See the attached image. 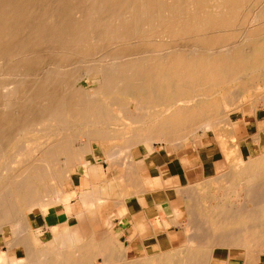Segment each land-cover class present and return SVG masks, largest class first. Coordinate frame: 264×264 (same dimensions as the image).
I'll use <instances>...</instances> for the list:
<instances>
[{"label": "bare ground", "instance_id": "obj_1", "mask_svg": "<svg viewBox=\"0 0 264 264\" xmlns=\"http://www.w3.org/2000/svg\"><path fill=\"white\" fill-rule=\"evenodd\" d=\"M124 8H130L126 19L105 26V13L115 14ZM93 49L98 53L105 49L104 61L122 59L111 67L102 64L97 68L105 72L103 80L85 76L92 68ZM0 56L9 59V68L22 74L10 92L0 94V229L4 231L11 217L19 215L16 199L21 207L32 205L42 212L47 221L43 206L60 200L61 194L53 190L39 199V186H44L47 178L56 181L70 175L71 166L87 162V153L91 149L95 153L96 146L109 168L118 164L123 170L115 182L122 191L114 200L126 211L135 202L132 195L141 198L147 183H159V179L137 173L145 158L133 160L136 145L145 152L144 142L153 147L155 142H171L177 149L188 139L196 141L200 130L212 131L225 160H233L226 170L222 166L226 172L215 180L208 178L186 186V190L181 188L187 192L189 204L196 206L194 213H189L186 247L165 248L159 253L156 246L148 245L144 254L132 257V248L120 244L111 230H103L107 234L101 239L98 235L100 240L95 241L92 233L102 219L90 211L105 204L106 196L104 190L95 189L86 195L76 182L85 211L74 214L79 224L74 230L70 227L67 241L48 254L44 249V263L27 261L26 256L29 263L23 264H93L98 256L103 264H215V252L222 247L231 250L218 258L224 262L238 258L244 264L263 262L264 254H252L253 244H264L261 136H251L255 154L232 150L238 143L230 149L226 138H235L239 131L238 117L232 113L242 112L245 123L258 115L259 102L252 99V110L246 112L243 102L236 101L252 87L258 90L264 85V0H0ZM63 61L70 63L81 79L62 84L60 79L70 72ZM45 71L53 73V78H42ZM112 140L122 141L120 147L115 146L119 152L116 148L117 152L105 151V142ZM120 151L126 152V160L118 158ZM62 156L66 158L64 166L60 164ZM222 162L215 164L224 165ZM87 163L88 167L81 168L90 176L94 163ZM168 175L169 169L159 168L158 178ZM213 183L218 189L225 188L227 194L235 192V197L242 198L239 203L249 199L252 206L219 205L220 209H210L211 214L201 210L210 228L204 232L197 205L206 197H215L210 191ZM182 212L178 211L175 219ZM106 221L113 223L110 218ZM20 227L18 221L11 232L7 229L12 244L25 235Z\"/></svg>", "mask_w": 264, "mask_h": 264}, {"label": "rangeland", "instance_id": "obj_2", "mask_svg": "<svg viewBox=\"0 0 264 264\" xmlns=\"http://www.w3.org/2000/svg\"><path fill=\"white\" fill-rule=\"evenodd\" d=\"M130 4H132V3H130ZM50 8H52V7L50 6ZM129 13H130V8H124V9L120 10L118 13L115 12V14L105 13V26H106V24L110 23L111 21L119 22L123 19H126V16ZM121 15H123V16H121ZM105 31H106V29L103 32L105 33ZM105 38H106V34H105ZM110 48L111 47H106L105 49L108 50ZM105 49L101 53L100 52L98 53L97 49H93L94 52L92 54V60H91V67L92 68L90 69L91 71L86 73L85 76H90V78L95 79V80H103V79H105V72H101L97 68L102 64L105 66L111 67V66L121 62L122 59H116L114 61H104L105 56L103 54H105ZM64 62L65 61H63V63ZM65 64H66V67L70 68V72H68L64 78L60 79L62 84H65L66 82H74L76 80L81 79L80 74H77L76 72H73L71 70L72 65L70 63L65 62ZM42 76H43L42 78L52 79L53 73H51V72L49 73V72L45 71ZM21 77H22V74L18 69L12 70L11 67L9 68V59L6 57L0 56V94L3 95L7 91L10 92L13 84L15 82H17ZM84 84L88 86V85H91V82H87V83L84 82ZM260 88H263V89H260ZM62 89L63 88H60V90H62ZM252 89H254V90H252ZM261 94H262V96H261ZM263 96H264V85L261 84L259 86L258 90H256L255 88L252 87L251 90L249 89L244 94L243 99L241 101L240 100L236 101V103L237 102L238 103L243 102V107H244V110L246 112L247 111L249 112L252 110V106H251L252 104L251 103H253L254 101L259 102L256 104V111L258 112V115H257V117L256 116H252L251 118L248 117L249 121L245 123L243 120V117H242V112L232 113V116H234L236 114L235 116L238 117V122H237L238 124L236 123L238 126L237 125L236 126L238 127L239 131L237 134L233 135V136H235L236 140L234 137H232V138L227 137L226 138V145L229 146L230 149L234 148V146L237 145L236 143H238V146H236V148H234L232 150L242 151L246 154L247 153L255 154L257 151V148L254 144H252V139H251L253 137L252 135L261 136V141H262V145H263V149H264V101H263L264 97ZM260 98H262V99H260ZM252 99H254V101ZM259 100H261V101H259ZM131 105H133V104H131ZM129 108L131 110H133L132 107H129ZM252 115H253V113H252ZM240 121H241V123H240ZM231 139H233L234 141L233 140L231 141ZM108 142H110V143H108ZM108 142H105V145L103 143V145H104L103 147H105V149H106L105 151L117 152L118 147H120L119 145L122 144L121 140H112V141H108ZM112 143H114V144L112 145ZM166 143L165 144L163 143V145H162V143L155 142L156 147H153L150 145L149 142H144V145L147 148V150L145 152L142 151V149L139 145H136L137 147L134 146L132 148V158H133V160H138L135 162H140L142 157L145 158L144 161H141V163L138 164V172L137 173L141 174V176H143V177H145V175H148L151 179L156 178V179H154L155 181L159 179V183H155V184L147 183L145 185L146 190H148L147 188H149V186L150 187H157V188L161 187L164 185L163 181L166 177L171 176V175H177L178 174V164H177L178 162H177V160L183 161V162L186 160L192 161L193 163H196L194 165V167H197L199 170L194 172L195 175H193V174L188 175V173H187V176L179 181L180 182V187H179L180 194L182 196H184L186 199V201H185L186 203L181 204L183 212L180 214V216L178 218V219H180V221H178V222L179 223L182 222L183 224L180 225L181 227H179V226L174 227L173 233L170 235L172 238V241H173L172 246H170V245H167V246L163 245L164 247L163 246L162 247L157 246V249L155 251H158V252L160 250H163V249L165 250V248L166 249L169 248L168 250H170L172 248H175V249L183 248V247H186L188 244L187 235H185L186 239L183 238L182 244L179 245L180 244L179 243L180 238L178 237V233L179 232H186L185 230H188L186 227L191 222V220L189 219L190 218L189 215L194 213V209L196 208V206H195V204H193L194 205L193 206L191 204L192 202L189 204V197L186 194L187 192L185 191L186 190L185 187L190 186V185L196 186L198 183H201L202 181H205V179L207 180L208 178L210 180H213V179L215 180V178H217L220 175V173L222 174V172H226L224 170H226L227 168H229L233 164V160H231V159L225 160L224 154H223L218 142L216 141V139L214 137V133L212 131L200 130L198 132V134L196 135V141H194L193 139L192 140L188 139L187 141L183 142L182 146H180V144H178L179 147L177 149H176L177 146L175 144H173L171 142H166ZM108 145H110V146H108ZM111 146H113L114 148L112 149ZM115 146H118V147L116 148ZM163 146L166 149H164ZM115 148L117 149V151L114 150ZM139 149H140V151H139ZM91 151H92V149L89 150L90 153L89 154L87 153V155H86L87 156V162H89L90 164H91V162L94 163L93 169H92L93 171L91 170L92 174H90V176L85 175L86 174V173H84L85 169L83 167L81 168V165L86 166V164L88 167V163L86 161H85L86 163L83 162L82 164H81V162H78V163L73 164V166H71L72 169H71L70 175L65 174L64 177L61 176L62 178L60 177V179H55L56 181H54L51 178H47L46 179L47 182L45 184H43L44 186H42V184L39 186V192L40 193L38 192L39 194L37 195V197L39 199H44L43 197L45 195H47V196L50 195V193L53 190L58 191V193L61 194L60 200L55 201L53 203L46 204L43 206V209L45 210V213H46L47 221L43 217L42 212L35 211L32 208V205H31V207L29 205H28V207L23 206L24 207L23 208L20 205L19 199H16L14 201L15 207H17V208L19 207L18 213L20 216L17 215L15 217H11V219L4 226V228H6V231H4L3 229H0V264H23L27 261L33 262V260L36 261L35 263H37V262L38 263H44V260H45L44 259L45 258L44 249L46 250V253L48 254V252L57 248L58 247L57 245H59V243H61V241H64L66 239L68 240V238H66V236L71 231L70 227H72L74 230L77 226V223L79 224V219L76 217V215L74 216V214H77L78 212L83 213V211H84V208L80 205V201L78 199V195H79L78 194V192H79L78 188H79V186L76 184V182L77 183L80 182V188L83 190V192L86 195L91 194L93 189H95V190H102V191L104 190V193H103L104 196L109 197L108 199H106V197H105V204L99 205L97 208H94L90 211L91 215H94L97 218L102 219L101 222L96 223V225L94 227L96 232L92 233L93 234L92 237H94L95 241L100 240L104 234H107L106 231L111 230L112 233L115 235V237H118L117 240L119 241L120 244L128 246L124 240L131 233V230H132L133 225H134L133 221H132V215L131 214L133 213L134 209H138V205L130 206V208H129L130 214L127 213V214L121 215L120 211L118 209H116V207L118 205L116 203V200H114V198H117L122 191V187L117 186L115 184V182L117 181V179L119 178V175L122 173L123 170L120 169L121 167H119L118 164L114 165L115 168L117 167L116 169L114 167L109 168V163H108L107 159L105 158V155L102 152H100V150L98 149L97 146L95 147V151H96L95 153H93V151L92 152ZM121 153L119 154L120 157H118V158L121 160H124V159L126 160V158H125L126 152L123 153V151H122ZM171 153H173L172 156L170 155ZM123 154H125V155H123ZM115 155L117 156V154H115ZM63 156H65V155H63ZM63 156L60 159L61 160V163H60L61 166L65 165L66 158ZM155 158L156 159L159 158L158 163L155 162ZM219 160L221 162L224 160L223 162L226 165L225 164L223 165L221 163L215 164L216 162H220ZM159 161H161L160 162L161 164H159ZM200 162L204 163L206 165L207 170H205L204 172H200V170H202V167H203L202 166L203 164H201ZM156 164H158L164 170L170 169L169 170L170 175L165 176V177H161V179L158 178L157 176L159 175L158 174L159 171H158V168H156V166H158ZM217 166L221 167V168H218ZM222 166L225 167V169ZM226 166H227V168H226ZM221 169L222 170L224 169V170L222 171ZM190 172L191 171H189V173ZM211 176H212V178H210ZM52 181H54V183H52ZM60 181L62 184L59 183ZM213 184H211L212 187L210 186V191L214 192L215 197H213V196H209L211 198H209V197L205 198L204 197L205 199L202 201V203L199 204L203 208L200 207L199 205H197L198 210H199L198 213L201 217V218H199V220H200L199 225H200L201 229L204 228V230L202 229V231H204V232L210 231L209 230L210 228H208L209 224H207L206 220H203L205 218H202L203 216H201V214L205 213L203 211L207 210L206 214H208V213L211 214L210 209H212V208L220 209L219 205L222 208L223 207L234 208V207H238V206L243 207V206L247 205L246 203H248L247 206H249V207L252 206L251 205L252 203H250V201H248L249 199L246 198L245 203H239L238 201H240L242 198L241 197H235V194H234L235 192L229 191L232 195H234V196H232V195L230 196V193H228L229 194L228 195L225 188L218 189L217 184L216 183H213ZM49 185H51V186L48 187ZM41 187H42L43 191L41 190ZM181 188H184L185 190H183V189L181 190ZM211 188H213V189H211ZM215 189H216V192H218V194L214 191ZM202 190H204V189H201V191ZM106 191H108V192H106ZM124 192L125 191H123V193ZM203 192H206V190H204ZM224 194H226V196H227L226 199L230 198L229 202L228 201L224 202L225 204L222 202V201L226 200V199H224L225 198ZM207 198H209V199H207ZM217 198H220L222 203L217 202V200H216ZM214 199H215V201H214ZM236 199H238V200H236ZM207 200L208 201L211 200V201H209V203H208ZM210 202H211V204H210ZM217 203H218V206H216ZM240 204H242V205H240ZM143 205L146 206L147 203L144 202ZM189 205L193 206L194 208L192 207V210H191L190 209L191 207ZM122 209L125 210V212H126L125 208L122 207ZM201 210H203L202 213H201ZM92 212L95 214H93ZM109 218H110V220H112L113 223H108L106 221ZM13 219L15 220V222H13L14 221ZM18 221H21L20 229L24 231V232L23 231L22 232L25 235L24 236L22 235L21 239L18 241L19 243L16 242V245H15V244L11 243L13 240V236L9 235V233L7 232V229L10 228V232H11L12 228H14V229L16 228ZM203 221H204V223H203ZM120 222H124V224H125V228L121 229V233L118 230L119 228L117 227V226H120ZM10 225H12V226L9 227ZM183 225H184V227H183ZM147 226L148 225H146L145 228L142 229L139 236H135L131 241L132 242L131 243V248H132L131 254L133 255L132 257L144 254L143 244L146 241H149V240H147L148 238L146 239V235H145L146 233L149 232L148 231L149 229L148 230L146 229V228H148ZM103 230H106V231H104L105 233H103ZM3 231H4V234H3ZM185 234H187V233H185ZM7 236H8V238H7ZM95 236H97V237L95 238ZM206 236H205L206 238H212L211 235H206ZM98 237L100 239H98ZM200 238H202V236H200ZM28 240L30 242H28ZM9 241L12 245L9 243ZM26 241L28 242L27 244H25ZM29 243H30V246H29ZM67 245L70 246L71 243L68 242ZM152 246H156V245H152ZM30 247H31V249H30ZM263 248H264V244L263 245L253 244L252 254H255V255L264 254ZM27 250H29V251H27ZM155 251L153 250L151 252L154 253ZM229 251H231V250L228 248H223V247L220 249H217V251L215 252V256H217V260L219 257H222V256L224 257V256H227L228 254H230ZM34 252H36V253H34ZM43 253H44V255L42 256ZM39 254H41V255H39ZM242 256L243 255L241 254L240 255L241 259H242ZM26 258L28 259L27 261H26ZM39 260H41V261H39ZM238 260H239V258H238ZM220 261H224V260L221 259ZM232 261L233 260L228 259L226 262L230 264V263H232ZM239 261H240L239 264H244L243 260H239ZM27 263H29V262H27ZM214 263H216V260H214ZM31 264H33V263H31ZM93 264H103L102 256H98ZM256 264H264V260H263V262L260 261Z\"/></svg>", "mask_w": 264, "mask_h": 264}, {"label": "crops", "instance_id": "obj_3", "mask_svg": "<svg viewBox=\"0 0 264 264\" xmlns=\"http://www.w3.org/2000/svg\"><path fill=\"white\" fill-rule=\"evenodd\" d=\"M160 162L161 161H159V164H161ZM177 162H178L177 163L178 164V174L166 177L164 179L163 186L158 187V188L149 186V188H147L148 190L142 194L141 198L138 197L137 195H132L131 199H134L135 202H133L130 206L138 205V209H134L133 213L131 214L134 225H133L130 235L124 240L127 243L128 247H131L132 239L135 236H139L142 229L145 228L146 225H148L147 226L148 228L146 229L147 230L149 229L148 230L149 232L146 233L145 235H146V239L148 238L147 240L149 241H146L143 244V249L144 247L148 245H156V247L157 246L162 247L163 245L172 246L173 241L170 235L173 233L174 227H177V226L181 227L180 224L178 223L180 219L178 218L175 219V216L178 211L183 210L181 207V204L186 203L185 197L182 196L179 191V187H180L179 181L185 178L189 171L191 172L188 175H191V174L195 175L194 172L199 170L197 167H194L196 163H193L192 161L186 160L183 162V161L177 160ZM201 164H203L202 165L203 167H202V170H200V172H204L205 170H207L206 165L204 163H201ZM156 168H158V171H159V168L161 167L158 165L156 166ZM153 179H156V178H153ZM144 202L147 203L146 206L142 205V203ZM130 206L127 207L128 209L126 212L125 210L122 209V207H119V206H117L116 209L120 211L121 215L127 214V213L130 214L129 212ZM117 227L119 228L118 230L121 233V229L125 228L124 222H120V226H117ZM185 235H186L185 232L178 233V237L180 238L179 245L182 244L183 238L186 239ZM239 263H240L239 260H233L232 263L230 264H239ZM215 264H229V263H227L226 261L225 262L220 261L218 259Z\"/></svg>", "mask_w": 264, "mask_h": 264}]
</instances>
